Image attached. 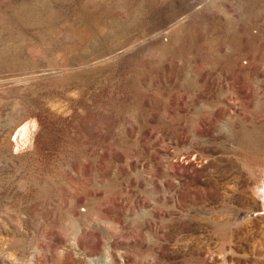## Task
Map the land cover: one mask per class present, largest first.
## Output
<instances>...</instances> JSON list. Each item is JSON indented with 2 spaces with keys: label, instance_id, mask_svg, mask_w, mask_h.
Segmentation results:
<instances>
[{
  "label": "rangeland",
  "instance_id": "1",
  "mask_svg": "<svg viewBox=\"0 0 264 264\" xmlns=\"http://www.w3.org/2000/svg\"><path fill=\"white\" fill-rule=\"evenodd\" d=\"M264 0H0V264H264Z\"/></svg>",
  "mask_w": 264,
  "mask_h": 264
},
{
  "label": "bare ground",
  "instance_id": "2",
  "mask_svg": "<svg viewBox=\"0 0 264 264\" xmlns=\"http://www.w3.org/2000/svg\"><path fill=\"white\" fill-rule=\"evenodd\" d=\"M264 189V188H263Z\"/></svg>",
  "mask_w": 264,
  "mask_h": 264
}]
</instances>
